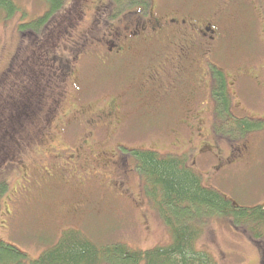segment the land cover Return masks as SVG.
<instances>
[{
  "label": "rangeland",
  "instance_id": "obj_1",
  "mask_svg": "<svg viewBox=\"0 0 264 264\" xmlns=\"http://www.w3.org/2000/svg\"><path fill=\"white\" fill-rule=\"evenodd\" d=\"M71 1L66 0L64 10L70 7ZM164 1L170 13L185 8L200 21L213 22V17L222 15L213 23L219 35L211 40L195 34L190 38H181L166 33L149 44L141 42L140 45L156 46L154 41L162 45L160 41L165 38L170 41V50L161 53L155 49L156 55L142 54L139 60L133 52L125 60L114 53L101 57L99 53L106 51L101 42H96L97 49L93 48L95 56L86 55L83 61H79V89H75L73 81H66L63 85L62 89L67 93L60 105L62 114L59 120L65 119L80 105L89 107V112H93L111 99L108 96L110 93L120 95L124 110L132 111V114L128 113L130 118L120 116L125 119L124 127L112 126L100 131L90 143L92 146L86 145L92 157L106 152V155H101L102 159L112 158L113 150H118L126 158V165L121 166V170L125 171L123 175L109 177L108 169L99 159L90 158V163L85 166L83 161L72 158L76 153L75 147L83 143L89 128L79 118L77 124L69 125L67 133H62L56 128L60 127L59 120H56L51 142L29 150L27 176L22 175V171L8 172L7 191L1 195L0 238L18 244L21 250L27 252L29 260L24 264H32V260L56 244L63 232L70 228L80 229L98 244L104 245L120 241L134 249H148L170 242V229L146 195L137 162L126 152L127 148L149 147L163 154L183 153L188 163L199 169L207 185L221 190L240 205L264 204V128L245 133L231 131L234 133L229 135L214 131L220 141L209 131L210 121L205 127L196 124L194 132L185 138L179 139L171 131L172 127L196 122L193 117L197 113H184L183 104L181 108L183 94L188 95V91L194 103L190 105L192 110H209L210 114L214 111L209 91L211 78L208 83L207 80L203 83L197 81L199 76L208 77L213 62L222 68L226 76L231 95L230 109L236 112L237 118L264 122V9L254 10L248 0H236L233 4L229 0H182L173 4L174 0ZM17 3L18 12L10 19L0 20V93L8 94L3 89L8 75L11 84L17 83L18 86L23 78L25 81L30 78L20 76V73L16 76L19 64L24 60L28 62L30 56L35 60L30 65L38 72V75L33 74L34 81L46 89L48 87L50 92H57L61 89L54 86L56 63L47 58L68 54L61 53L58 42L52 48L47 45L42 47L46 40L43 31L30 29L23 32L18 29L22 21L30 22L45 13L47 0H17ZM82 3L85 2L80 1ZM262 3L263 0H258V5ZM163 11L166 10L160 9L158 14ZM70 12L71 9L68 16L72 17ZM124 12L121 14L124 15ZM121 14L112 17L111 21L117 23ZM101 25L99 34L106 30V25ZM84 26L82 23L77 29ZM99 34L95 35L101 36ZM59 45L62 47L63 44ZM47 48L51 50L49 55L46 53L49 51L45 50ZM106 56L111 59L103 64ZM128 58L131 66L126 64ZM153 67L163 68L167 73L177 69V77L183 69L179 79H186L184 84L188 85V91H184L181 83L174 78V89L171 91L174 97H159L160 106H164L160 110L152 108L153 102H157L153 94L143 91L147 83H153L145 81L146 76L151 75L147 70L154 71ZM26 68L29 70L28 66ZM55 71L58 73V69ZM203 117L200 115V118ZM35 121L36 118L32 123ZM34 125L30 124L28 129L34 131ZM36 149L41 155H33ZM52 154L59 156L48 165L58 173L50 177L51 170L43 164V157L51 158ZM63 164L65 167H61ZM121 179L126 181L128 194L120 192ZM202 228L198 248L211 252L218 264H264V238L259 242L253 241L246 227L235 226L231 220L214 215L206 218Z\"/></svg>",
  "mask_w": 264,
  "mask_h": 264
},
{
  "label": "trees",
  "instance_id": "obj_2",
  "mask_svg": "<svg viewBox=\"0 0 264 264\" xmlns=\"http://www.w3.org/2000/svg\"><path fill=\"white\" fill-rule=\"evenodd\" d=\"M104 1L107 2V0L93 1L95 2L96 28L93 27V31L90 30L89 36L90 34L91 36L87 42L84 40L85 33H81L75 38L74 35L72 37V32L77 26L75 16H69V19L60 18L63 12L66 11L65 14H67L70 10H64L66 0H47L46 12L36 16L30 22L23 23L22 21L18 29L23 32L30 29L43 31L46 40L42 47L47 45L52 48L58 42V49L65 46L78 48L80 51L79 54H76L77 57L90 55L91 50L96 47L95 43L99 42L98 39L101 40L102 34H99L98 29L102 23L107 26L112 23V17L121 14L122 11L139 8V6L146 11L147 4H149V0H143L142 4H138V0H112L113 6H103ZM166 4L164 0L159 2L161 9L169 12V6ZM18 5L17 0H0V20L1 18H12L18 12ZM104 14H112V16ZM118 17L120 19L121 15ZM130 19H132L131 15ZM74 39L75 43L73 44ZM60 43L63 44L62 47H60ZM50 52L51 50L48 53L50 54ZM54 58L57 68L59 67L58 73L53 70L55 73L53 74L54 86L55 89L61 90L50 92L48 87L46 89L34 81L33 74L36 69L34 70L30 64L35 60L30 56L28 62L24 60L19 64L20 69L16 73V76L20 73V76H30V78L26 81L23 78V82H20L18 86L17 83L11 84V79L8 78L10 75H8L3 87L4 93L8 92V94L0 93V212L1 195L7 191L8 187L7 173L13 170L12 172L16 173L22 171V175H26L30 168L31 153L29 150L35 149L42 143L51 142V135L49 137L44 134L46 132L40 133V127L45 117L51 116L54 111L61 110V104L58 103L61 100L60 97L65 96L62 87L66 84L62 79L67 81L68 73L74 75L75 72H79L74 68L79 65L80 59L77 58L74 61L65 57L63 60L60 57ZM73 63H76L75 67ZM99 64L102 63L99 62ZM70 65L72 68L74 67L73 71H70ZM27 66L29 70H27ZM211 71L209 91L211 105L215 107L214 111L212 114L209 113V110H206L205 114L197 113L195 119L193 118L196 122L187 123L182 127H172L171 131L177 134L179 139L185 138L190 132H194L192 127L196 124H207L209 121L211 122L209 131H212L216 137L215 132L229 135V133H234L231 131L245 133L252 129L264 128V122L235 117L230 109L231 95L222 68L213 62ZM35 73L38 75V72ZM3 79L5 80V77ZM7 81L8 85H6ZM77 84L78 81L75 84V89H77ZM161 85V83H157L158 91L151 93L153 96L161 98L173 90L172 86H166V89H163ZM181 85L184 91H188L187 84ZM47 94H49L48 97H46ZM108 96L120 103L122 107L120 116L126 115L130 118L123 108L124 103L121 96L111 93ZM184 96L189 100L192 98L190 91H188V95ZM200 115L204 117L200 118ZM34 118L37 120L34 123L36 129L30 131L28 125L34 121ZM120 120L122 122L120 128H123L125 119L120 118ZM213 121L216 127L215 132L212 129ZM197 131L199 130L197 129ZM218 140L220 141V139ZM126 150L137 162L144 180L146 195L170 229L172 236L170 242L148 249H134L120 241L104 245L98 244L82 230L70 228L63 232L56 244L45 249L36 259L32 260V264H218L211 252L205 248H198L197 245L203 233L204 221L214 215L231 220L235 226L246 227L255 242L264 238V204L240 205L221 190L207 185L204 183L202 173L188 163V158L183 153L163 154L149 147H133ZM27 260H29L27 252L21 250L18 244L0 238V264H24Z\"/></svg>",
  "mask_w": 264,
  "mask_h": 264
},
{
  "label": "flooded vegetation",
  "instance_id": "obj_3",
  "mask_svg": "<svg viewBox=\"0 0 264 264\" xmlns=\"http://www.w3.org/2000/svg\"><path fill=\"white\" fill-rule=\"evenodd\" d=\"M80 1L81 2L84 1L85 3L80 4ZM80 1L79 0H72L70 3V7L67 9H71L72 12H70V14H72L74 16V13H75L76 15H75L74 19H77V26L75 25L76 27L74 28V30L72 32V37H73V35H75V33H76V37L79 36L81 33H85L86 35L84 36L85 37L84 40H85V42H87L90 40V36H91V34L89 36L90 30L93 27L96 28V25H95L96 18L94 16V3L95 2H93L94 0H91V1L90 0L89 1L80 0ZM161 1H163V0H149V4H147L148 9H147L146 13L143 14L142 12L144 11V9L139 6V8H134L131 11L126 10V12H124V15L122 13L120 19H119V17L117 18V20H118L117 23H115V22L109 23L106 26L107 27L106 30H104L102 33L101 40L98 39V41L102 43L101 45L104 46L105 51H106V53L105 52L99 53V54H101V57L103 55H108L107 53H114L115 56H120L121 57L120 59L125 60V58L128 57L133 52L137 55L136 60H139L140 55H142V54L151 55L153 53L154 55H156L157 53L156 52L154 53L155 49H157V51H159L161 53H163L165 51H169L170 47H171V45L169 43L170 41H168L165 38L161 39V41H160L162 45H160L159 42H155V41L153 42V44H156V46L147 47V46H141L140 45L141 42H144V44H145V42H148V44H149L154 39L163 37V35L166 33L167 34L172 33V34H174L178 37H181V38L182 37L190 38V37L194 36V34H195V36L199 35V36H203V37H209L211 40H215L216 39L215 35H217V34L219 35L218 29L215 26H213V23H214V21L218 20L222 15L219 14V16L217 15V16L213 17V22H210L208 20L204 21L203 19L200 21L197 17H193V15L190 14V12L185 8L184 9L183 8L177 9L173 13L163 11L160 14H158V11L161 9V7L159 6V2H161ZM181 1L182 0H174L171 3L172 4L173 3H179ZM215 1L218 2L219 0H215ZM229 1L233 4V2L236 0H229ZM139 3L142 4L143 0H138V4ZM247 3L249 5H251L254 8V10H256L258 8L264 9V0H263V3L259 4V5H258V0H248ZM255 4L258 6H256ZM105 5L106 6H108V5L113 6L112 0H107L106 3L104 1L103 6H105ZM101 8L102 7L100 6V9ZM188 9H191V8L188 7ZM173 11H174V9H173ZM65 12L62 13L60 18L69 19V16H68L69 12H67V14H65ZM263 13H264V11H263ZM112 14H111V16H112ZM130 15H131L132 19H130ZM66 16H68V17H66ZM255 20H256V17H255ZM141 21L143 22V25L140 26V24L142 23ZM82 23H84L86 26H84L81 29H77V27ZM111 41H113V42H111ZM74 43H75V39L73 40V44ZM108 44H110V46H108ZM73 47L72 46L71 47L65 46L64 48H62V50H60L61 53L64 52V53L68 54V56H65L62 53V56H60V59L63 60L64 57L69 58V55H71V58H69V59L75 61L78 58V59L83 61V58L85 56L77 57L76 54H79L80 50L78 51V48H73ZM95 48L97 49V46ZM45 50L49 51L48 48ZM46 53H47V55H49L48 52H46ZM90 55L95 56L93 50H91ZM110 56H109V58H108V56H106L103 64H107L110 61V59H111ZM168 56H170L169 53H168ZM48 59H50L53 63H55L54 62V59H55L54 56L50 57V58L48 57L47 60ZM129 60H130V58H128L126 60V64H128V66H131L132 64L128 63ZM73 65L75 67L76 63H73ZM166 66H168V64H166ZM52 68H53V66H52ZM54 68H55V70L59 69V67L57 68V66H54ZM73 68L71 66L70 71H73ZM75 69L79 70V72L78 71L75 72L74 75L68 73L67 78H66L67 81H73L74 85L81 78L79 65L76 66L74 68V70ZM152 69L155 72L152 70H147V73L148 74L151 73V75H147L146 76L147 80H145V81H149L150 83H152V82L153 83H152V85L149 83L146 84L145 88L143 89V91L145 93L151 94V93L158 91V89L156 87L157 83H161L162 84L161 86L163 87V89L164 88L166 89V86H172L174 89V84H175L174 78H176L177 81H179L181 84H183L184 81H186V79H179V75L182 74L183 69L180 70L178 77H177V73H178L177 69H173L169 73H167L166 70L163 68L158 69L157 67H153ZM211 74H212V71L210 69L209 72L207 73L208 77H204V76L200 77L199 76V78H197V81L203 83L205 80H207V82H208L209 77L212 78ZM62 81L66 83L64 78L62 79ZM77 89H79V84H77ZM66 93L67 92H65V95H66ZM184 95L185 94H183V97L181 99V108H182V104H183V109H184L183 112L184 113H187V114L188 113H190V114H192V113L205 114V111L202 112V110H197V111L192 110L190 108V105L191 104L194 105V103ZM166 96H170L171 98L174 97V95L171 92L169 94H167ZM64 97H62V96L60 97L61 100L60 101L58 100L59 101L58 104H61L64 101ZM153 97L156 98L155 101H157V102L155 103L152 101L154 103V107H152V108L160 110L162 107H164V106H160V99L158 96L157 97L153 96ZM182 101H184V102L182 103ZM174 103H177V101L174 100ZM88 109H89V107H87V106L85 107L84 105H80V106H78V108L73 109L70 112V114L66 115V118L63 120H59V116L62 114V112L61 111H54L51 116H47L44 118V120H43L44 122L41 125V127H40L41 130L39 132L40 133L46 132V133H44L45 135H51L54 122L56 120H59L60 127H56V128L60 129L62 131V133H67L66 129L69 127V125L77 124L78 119L82 118L83 121H85L86 125L89 128L87 130L88 135H86V137L82 140L83 141L82 144H78L75 147L76 153L74 155H72V158H75L77 161H80V162L83 161L85 166L90 163L89 162L90 158L99 159V162H101L103 165H105L106 166L105 168L108 169L109 177H111L113 175L114 176L123 175L122 173H124L125 170L124 171L121 170V168H122L121 166L126 165V158L120 152H118V150H115V151L113 150L112 153L114 155H112V158L107 157L106 159H104V158L102 159L101 155L102 154L106 155L107 154L106 152H102L100 155H96V156L92 157L88 153L89 148L87 147V145L89 147L92 146L90 143L92 142V140L94 139L95 135L98 132L106 130L107 128H111L112 126L116 127V128H120V124H122V122L120 120V110L122 109L120 103L115 99H110L107 102H104V104L99 109H97L93 112H89ZM231 111L233 112L235 117H237L236 112L233 109ZM127 113L132 114V111L127 112ZM193 118L195 119V116ZM200 122H202V121L200 120ZM30 124L33 125L34 123H30ZM200 124L202 125V127H205V124H202V123H200ZM212 129L214 131L216 129L214 123L212 125ZM30 131H31V129H30ZM49 143H50V141H49ZM49 145H46V146H49ZM35 151H37V152L36 153L34 152L33 155L38 156V154H40V152L37 149ZM58 156L59 155H57V154H52L51 158L50 157H48V158L43 157V164L48 166V168H47L48 170H51L50 177H53L54 174H57L58 172L53 171V169H51V167L48 164L54 163L56 161V159L58 158ZM63 163H66L64 161V159H63ZM61 167H65V164H63V166H61ZM62 170H61V172H62ZM120 186H121L120 192H122L123 194H128L127 193L128 189H126V181L124 179H121Z\"/></svg>",
  "mask_w": 264,
  "mask_h": 264
}]
</instances>
